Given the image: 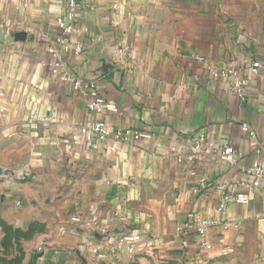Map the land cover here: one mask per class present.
Masks as SVG:
<instances>
[{
	"label": "crops",
	"instance_id": "0c3cea01",
	"mask_svg": "<svg viewBox=\"0 0 264 264\" xmlns=\"http://www.w3.org/2000/svg\"><path fill=\"white\" fill-rule=\"evenodd\" d=\"M77 3L65 35L56 20L69 0H0V203L22 209L26 200L25 224L49 229L40 264H264V181L239 189L247 205L217 187L264 164V0ZM58 39L68 40L60 61L50 52ZM58 63L61 75L94 81L118 112L92 113L89 98L53 73ZM231 70L248 81L244 99L230 91L235 77L212 76ZM96 121L150 138L90 139ZM200 141L232 146L237 165L197 153ZM24 170L30 183L8 174ZM198 213L219 221L211 251L190 229ZM103 228L150 236L156 251L106 262L92 249L79 254ZM94 243L109 253L107 239Z\"/></svg>",
	"mask_w": 264,
	"mask_h": 264
},
{
	"label": "built area",
	"instance_id": "2783aa9c",
	"mask_svg": "<svg viewBox=\"0 0 264 264\" xmlns=\"http://www.w3.org/2000/svg\"><path fill=\"white\" fill-rule=\"evenodd\" d=\"M77 6V0H69L70 11L67 14V17H59L56 20L57 28L65 35H72L75 32L73 19L75 17V10ZM67 47V39H58L56 42L52 43L50 52L56 60L60 61L62 59L61 49ZM260 68L261 63L256 62L252 65L251 70L253 73H258ZM60 70L61 64H55L53 73L59 76L63 82L72 83L76 92L89 98L88 109L92 113L104 114L107 112H118V108L113 102L100 95L97 85L94 81H82L81 79L67 74L61 75ZM212 76L215 79H226L229 76H233L235 79L230 86V91L240 99H244L248 94V81L238 77L237 73H235L233 70L219 71L213 73ZM243 129L249 131V127L247 125H243ZM251 136L254 137V133H251ZM91 137L103 142L109 138H113L116 141H128L130 139L150 138V135L132 130L112 132L105 122L96 121L90 131V139ZM195 151L205 156H219L226 164L230 166H235L238 163V154L236 153V150L229 145L219 147L214 142L203 143L200 141L196 143ZM8 174L17 177L19 180H25L30 176L29 172L26 170L22 171L20 175L16 173ZM263 181L264 164L255 162L246 170V179L244 182L235 185L223 182L217 187L227 199L238 205H247L251 202V195L249 193L240 192L239 189H256L261 187ZM195 193H198V191L196 190ZM17 206L20 207L21 202L18 201ZM224 209L225 204H221L218 208V211L223 212ZM72 221L81 227L87 228L95 227L96 224L94 220L84 221L81 217H74ZM192 224L193 225H191L190 229H192V231H194L196 234L200 248L206 251H211L213 247L208 240V231L210 228L217 226L219 221L215 218L207 217L201 213H198L193 215ZM109 233L110 231L107 228L97 229L95 235L90 239L87 238L86 241L79 247V254H82L87 249H92L98 261L100 260L106 262L108 256L116 257L121 253L134 256L139 253L150 254L156 251V246L150 236L130 231L118 235L117 237H111ZM178 233L180 235L185 234V229L180 228ZM97 238L107 239V242L110 243V250L108 251L109 253L104 252L100 246L95 245L94 240ZM42 246L45 247V244Z\"/></svg>",
	"mask_w": 264,
	"mask_h": 264
},
{
	"label": "rangeland",
	"instance_id": "374dc122",
	"mask_svg": "<svg viewBox=\"0 0 264 264\" xmlns=\"http://www.w3.org/2000/svg\"><path fill=\"white\" fill-rule=\"evenodd\" d=\"M30 177L20 180L21 183H30ZM28 206L26 200L22 209L18 208L15 199L0 203V264H40L46 254L42 241L49 229L38 220L25 224L20 212Z\"/></svg>",
	"mask_w": 264,
	"mask_h": 264
},
{
	"label": "bare ground",
	"instance_id": "6f19581e",
	"mask_svg": "<svg viewBox=\"0 0 264 264\" xmlns=\"http://www.w3.org/2000/svg\"><path fill=\"white\" fill-rule=\"evenodd\" d=\"M21 174V172L20 173H18V175H20Z\"/></svg>",
	"mask_w": 264,
	"mask_h": 264
},
{
	"label": "water",
	"instance_id": "95a60500",
	"mask_svg": "<svg viewBox=\"0 0 264 264\" xmlns=\"http://www.w3.org/2000/svg\"><path fill=\"white\" fill-rule=\"evenodd\" d=\"M0 172H2V171H0ZM8 173H10V172H8ZM12 173V172H11Z\"/></svg>",
	"mask_w": 264,
	"mask_h": 264
}]
</instances>
